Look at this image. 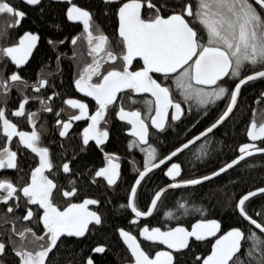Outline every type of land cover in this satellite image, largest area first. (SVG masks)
I'll return each instance as SVG.
<instances>
[{
	"label": "snow or ice",
	"instance_id": "obj_1",
	"mask_svg": "<svg viewBox=\"0 0 264 264\" xmlns=\"http://www.w3.org/2000/svg\"><path fill=\"white\" fill-rule=\"evenodd\" d=\"M64 2L68 5L67 21L80 22L83 26L82 34L72 37L71 44L76 46L79 41H85L86 54L90 57L73 83L77 92L95 102V111L91 112L89 104L79 99L64 100L63 103L78 110V114L70 113L64 120L60 118L63 109L55 112L59 137L69 135L74 121H86L87 126L79 134V150L85 151L89 142L94 141L104 156L103 166L94 170V174L89 173L91 182L95 184L96 178H102L109 188H113L118 186L121 178V164L118 155L103 148L110 138L109 117L114 112L116 119L130 126L127 134L132 139L128 148L139 149L144 159L142 168H136V162L132 161L137 175L130 186L127 202L120 205L121 208L130 209L136 218L149 217L169 189L195 190L196 186L239 166L246 157L264 154L262 116L259 122L253 119L246 129L251 143L239 145V154L210 175L185 178L182 164L173 162V158L178 161L197 142L204 140L207 143L210 134L214 136V130H219L231 118L238 106L242 86L264 79V0H254V3L251 0H196L195 4L192 0H104L106 6L114 7L118 19L115 46L95 24L89 10L77 6L72 0ZM23 3L37 7L42 0H23ZM0 15L9 17L7 27H19L26 12L8 0H0ZM4 35L0 33V36ZM39 40L38 33L25 31L15 43L0 47V60L7 59L19 69L29 61ZM48 43L55 50L56 45L63 44L64 40L49 39ZM59 59L57 56L58 62ZM134 61L138 65L135 70ZM117 64L120 66L116 67ZM105 65L109 67L106 69ZM248 71L252 74H245ZM229 82L234 83V88ZM48 84L46 77H40L30 85L16 72L10 76L0 73L5 104L12 87H18V90L31 88L40 93ZM31 99L40 103V111H54L47 102L52 97L46 100L42 96H33ZM218 101L227 103L214 122L194 138L181 140L183 118L201 114L206 117L212 106H218ZM28 103L29 96L21 91L18 108L11 115L26 116L28 124L32 125L31 131L19 130L17 124L8 118L7 109L0 107V170H16L18 175L24 173L18 180L6 175L0 178V204L6 209L3 223L11 225L0 233L3 237L0 238V264H55L53 257L64 243L62 237L82 238L90 232V225L103 224L102 216L89 208L98 205L99 200L86 198L82 202H73L79 189L77 181L71 178L76 175L71 162L62 164V172L67 174V188L55 178L58 172L52 154L49 147L42 145V133L36 129L39 112L26 111ZM185 104L187 108L183 107ZM137 105L139 107H133ZM199 123L197 120L193 127ZM172 133H176V143L161 158L156 145L163 143L161 136ZM189 135H192L191 131ZM14 137H18L15 151L10 147ZM257 141L260 146L255 143ZM20 146L35 154L34 160L38 157V163L30 166L27 172L18 159L22 151ZM197 151L203 152V146ZM161 166L166 169L162 170L163 175L171 182L156 190L150 206L142 211L137 206L138 189ZM56 191H61L66 198L63 208L54 201ZM258 195L264 198V187L239 196L234 211L247 224L233 226L222 234L221 222L210 218L207 209H190L186 203L178 205L183 210L182 216L198 214L190 228L177 224L165 230L148 225L139 229V236L144 241L153 242L157 248L164 245L172 251L157 250L153 255L142 247L137 236L119 228V237L130 253L128 264H176L174 253L189 249L192 241L209 243L212 240L210 252L195 257L197 264H264V208L255 213L257 218L246 209V202ZM21 207L25 212L17 216ZM181 215L165 213L167 219L177 221ZM137 222L135 219L131 221L132 224ZM92 252L102 254L106 248L97 246ZM86 264H94L92 257L87 258Z\"/></svg>",
	"mask_w": 264,
	"mask_h": 264
},
{
	"label": "trees",
	"instance_id": "obj_2",
	"mask_svg": "<svg viewBox=\"0 0 264 264\" xmlns=\"http://www.w3.org/2000/svg\"><path fill=\"white\" fill-rule=\"evenodd\" d=\"M75 2L78 6L90 10L94 19L103 25L108 32L113 30V24L115 23L114 7L106 6L101 0H75ZM63 7L64 3L42 0L41 5L33 13L31 20L40 34V42L33 59L36 62L35 64L40 62L53 64L55 52L52 45L48 43L49 39L59 41L65 38L64 43L57 44L56 48H68L73 26L65 22ZM70 74L71 65L69 63L64 65L62 79L68 82ZM229 85L233 87L234 83L229 82ZM262 91H264V79H258L244 86L240 93L238 106L234 109L231 118L219 130H215L214 136L210 134L207 143L204 140L196 143L189 150H186L185 155L181 156L178 161L176 160L182 164L185 178L208 175L238 155L239 145L247 141L246 129L253 117L256 99ZM226 103L227 101H218V106H212L210 114L206 117H184V123L181 125L183 131H180L179 138L186 141V139L210 125L226 107ZM261 103V107L264 106L263 100ZM197 120L200 123L193 127ZM191 126L192 129H190ZM189 131L192 135H189ZM162 141L163 143H157L156 145L161 152V157H163V154L168 153L172 144L176 143V133L163 136ZM105 146L110 151L126 155L125 140L118 128L112 131ZM202 146L203 152L197 151ZM258 146H260V142H258ZM78 147V143L74 140L67 145L68 150H78ZM133 152H135V149H133ZM204 153L207 154L204 155ZM133 157L134 159L140 158L138 154ZM198 157L200 158L198 159ZM99 162V153L93 146L89 145L84 153L78 154L75 158L73 168L75 173L80 172L82 174L81 191L97 197L100 201L99 213L103 218V224L92 227L90 232L82 239H69L65 242L63 248L60 245V250L55 252L54 259H67L70 264H81V261H84L85 264L86 257L90 255L87 251L95 245L105 246L106 252L99 256H93L94 264H114L115 260L124 255L125 250L117 238L116 230L121 227L126 230L131 229L128 209L121 208L120 205L126 204L134 175L127 173L124 164L122 166V178L118 182V186L113 188L102 184L93 186L88 182V173ZM77 169H81V171L78 172ZM162 170H165L164 167L155 170L154 175L150 174V179L146 178L138 189L137 206L140 210L146 208L156 190L170 182L163 175ZM259 187H264V154L255 155L242 161L239 166L230 169L227 173L203 185L196 186L195 190L168 191L161 198L149 222L162 228L177 224L189 226L198 218V214L182 216L183 210L179 209L178 205L179 203H186L190 209L193 207L207 209L210 218H216L221 222L222 231L233 226H243L247 223L242 221L238 213L234 211V204L241 194ZM262 208H264V198L261 196L253 197L250 202H246V209L253 218H257L255 213ZM167 212L181 215V219L179 221L167 219L165 216ZM190 257V248L185 249L176 255V264L189 262Z\"/></svg>",
	"mask_w": 264,
	"mask_h": 264
},
{
	"label": "flooded vegetation",
	"instance_id": "obj_3",
	"mask_svg": "<svg viewBox=\"0 0 264 264\" xmlns=\"http://www.w3.org/2000/svg\"><path fill=\"white\" fill-rule=\"evenodd\" d=\"M8 2L15 5L19 10L25 11L26 17L24 19H22L19 27H7V25L9 24V17L5 16V15H0V33H5L4 36H0V47L15 43L18 40L19 35H22L25 31H31L33 33L39 34V32L37 31L35 25L33 24L32 20H31V18L33 17V13L36 10V8H38V6L37 7L27 6L23 3V0H8ZM72 2L76 4L75 0H73ZM195 2H196V0H192L193 4H195ZM67 6L68 5L64 2L63 17H64L65 22L67 24H70L73 26V32H72V35L70 36L68 48H60V49L56 48V50H54L52 48L53 51L55 52V58H54L53 64H51L49 62H40L39 64H35L36 62H34L33 59L35 58L34 54L36 52L37 47L33 50V54L29 58V61L25 65H22L19 69H17L14 65H12L10 63V61L7 59L0 60V73H4L5 76H10L13 72H16L22 77L23 80H27L30 85L36 83V81L40 77H46L48 79V81H49L48 86L41 89L40 93L34 92L31 88L18 90V87H12L10 92L8 93V99H7L6 104L3 101V89H0V107H5L7 109L8 118L13 123L17 124L19 130L31 131L32 125L28 124L26 116L25 117H14L11 115L12 111H14L18 108V104H19L20 99H21V91H23V93L25 95L29 96V103L26 105V111L39 112V118L36 121V129L42 133V135H41L42 145L49 147L50 152L52 154V160H53V163L56 166V170L58 172V175L55 178L65 188H67V186H68V180L65 178L67 174H64L62 172V164L65 162H71L70 166H71L73 172L75 173L74 168H73V162L75 159L73 160L72 157L73 156L77 157L78 154L85 152V151L81 152L79 150L80 146H81V140H80L79 134L82 131V129L87 126V122L86 121H74L72 123V127L69 130V135L61 138V137H59V130H58L57 125H56L57 117L55 116V112H60L63 109V112H62V115L60 118L64 119V120H67L68 115L70 113L75 112L78 114V110L71 109L66 104L63 103L64 100L69 99V98L79 99L82 102L89 104L91 112L95 111V108H94L95 102L92 101L91 98L84 97L81 93L77 92L75 89L74 83H73L74 79L77 76V73L85 65V63L90 60V57H87V54H86L87 53V47H86L85 41H83V40L79 41L76 46H73L71 44V38L72 37L80 36L82 34L83 26L81 23H72L70 21H67V18L65 15ZM256 7L259 8L258 5H256ZM81 8H83V7H81ZM83 9H86V8H83ZM86 10H88V9H86ZM114 11H115V9H114ZM114 19H115V23L113 24V30L111 32H108L103 25H101L100 23H98L94 19L95 24L99 25V27L101 28L103 33L109 37V40L111 41L113 46L116 45L117 40H118V19L115 16V14H114ZM39 36H40V34H39ZM64 39L65 38H63L62 40H64ZM39 42H40V40H39ZM39 42H38V44H39ZM38 44H37V46H38ZM117 51H119V49H117ZM74 53H75V55H74ZM57 56L60 57L59 62L57 61ZM69 63L71 65V74H70V78H69L68 82H65L62 79V74L64 72V65H67ZM5 66H7V67H5ZM119 66H120L119 64L116 65V67H119ZM108 67H109L108 65H105L106 69ZM135 67H138V65H136V62L134 61V70H135ZM60 74H61V76H60ZM59 76L61 77V79ZM58 77H59V82H58ZM54 92L57 93V95L53 96ZM33 96H42L46 100L48 97H52V99L47 100V102L52 106L54 111L51 113L40 111L41 105L38 101L31 99V97H33ZM133 107H139V106L137 105V106H133ZM183 107L187 108L188 106L183 105ZM200 116H203V115L201 114V115L196 116V117L198 118ZM107 127L109 128L110 135H111L112 131H114L115 128H118L120 130V133H121L122 137H124L125 144H126V155H122V154H119L117 152H113V151L108 150L105 146L106 144L103 146L104 151L109 152V153H114L120 157L119 162L121 164V178H122V173H123L122 172L123 171L122 166L124 164H125V167L127 169V173L129 175H134V178H135L137 173L134 170L132 161L134 160L136 162V168H142L141 165L143 164L144 157H143V154L139 151V149L133 148V149H135V152H133V149L128 148V143L132 139V137H130L127 134V131L130 128V126H126L124 122L118 121L115 117L114 112H113L109 117V123H108ZM190 129H192V126L190 127ZM0 137H2V130H0ZM162 137L163 136L160 137L161 140H162ZM73 140L78 143V146H79L78 150H68L67 149V145L70 143V141H73ZM13 141L14 142L10 145V147L12 148L13 151H15V150H17L15 141H18V137H14ZM89 145L93 146L97 150V152L99 153V156H100V162L95 167H93L89 170V173L94 174V170L103 166L104 156H103V152L95 145L94 141H90ZM20 147H21L22 151L18 155V159L20 161L21 167L25 170V172H27L29 170L30 166L34 167L38 163V157H36L34 160L33 157L35 154L31 153L30 150L23 149V146H20ZM137 154L139 155L140 158L134 159L133 156L137 155ZM173 162H176V158L173 160ZM162 167H164V166H162ZM77 171L79 172V171H81V169H77ZM89 173H88V182L90 184H92L93 186H97V185L102 184V185H105L106 187H108L106 184V181H103L102 178H96L97 183H95V184L92 183L91 182L92 181V175H90ZM23 174L24 173L22 172L19 175H23ZM4 175L10 177L13 180L19 179V175L16 173V170H11V169L0 170V178H3ZM50 178H52V177H50ZM71 178L75 179L77 181V187L79 189L78 197L73 202H77V203L82 202L83 199H86V198L98 200L97 197L89 195L88 193H84L83 191H81L82 190V183H81L82 182V179H81L82 174H80V172L76 173V175L71 177ZM121 178H120V180H121ZM53 198H54L55 203L58 206H60L61 208H63L67 203L66 198H64L62 196L61 191H56L54 193ZM148 204H147V206H148ZM147 206H146V208H147ZM89 208H90V210L97 211L98 214H100L99 213V204L98 205H90ZM146 208L143 209L142 211H145ZM5 210H6L5 206L0 204V233H3L5 229H9L11 227V225L3 223V216L5 213ZM24 212H25L24 208L21 207L20 209L17 210L16 215L22 216L24 214ZM153 214H154V212H153ZM152 215L147 217V218H144V219L135 218L138 221L137 224L131 223V221L134 219H132V216L130 215L128 219H129V223L131 224V229H128L127 231H130L133 235L137 236L138 240L141 241L142 247L146 251H151V253L154 255L155 251L163 250L164 247L162 245H160L158 248L154 247L153 242L144 241L143 239H141L139 237V229L142 228V226L148 225L150 227H159L157 225L150 224L149 219L152 217ZM23 223L27 224L28 222H23ZM40 227L42 228V225H40ZM92 227L93 226L90 225V229ZM185 227L190 228V225L185 226ZM118 229L116 230V233L118 232ZM220 234H222V232ZM0 238H3V237L0 236ZM82 238L62 237V240L64 241V243H62L60 245L63 248L65 245V242H67L69 239L79 240ZM211 242H214V240H212ZM211 242L205 243V242L192 241L191 247H190V250H191L190 261L185 262L183 264H197L195 257L197 255L203 257L208 252H210ZM121 245L124 247V250H125L124 255L120 259L115 260L114 264H128V257L130 256V253L127 252L124 244L121 243ZM97 246H103V245H95L92 248H90L87 251V253H90V255H88L85 260H87L88 257L99 256V255L103 254V253L101 254V253L92 252V249L97 247ZM103 247H105V246H103ZM184 250H182V251H184ZM193 253H194V256H193ZM175 254L176 253H174V255ZM53 259H54V257H53ZM54 261H55V264H70L67 259H61V260L60 259H54ZM85 264H86V261H85Z\"/></svg>",
	"mask_w": 264,
	"mask_h": 264
},
{
	"label": "bare ground",
	"instance_id": "obj_4",
	"mask_svg": "<svg viewBox=\"0 0 264 264\" xmlns=\"http://www.w3.org/2000/svg\"><path fill=\"white\" fill-rule=\"evenodd\" d=\"M102 1V0H101ZM103 2V1H102ZM58 3V2H57ZM252 73V71H248V72H246L245 74H251ZM258 80V79H257ZM257 80H254V81H257ZM254 81H250V82H248V84H250V83H252V82H254ZM247 85V84H246ZM246 85H244V86H246ZM244 86H242V88L244 87ZM232 88H234V85H233V87ZM242 90V89H241ZM262 93H264V91H262L261 93H260V95L258 96V98L256 99V104H255V107H254V109L257 107V106H259V107H261V101L263 100L264 101V95H262ZM240 97V96H239ZM238 100H239V98H238ZM186 105V104H185ZM264 105V104H263ZM187 106V105H186ZM263 109V110H262ZM262 109H260V110H258L257 112H256V114H259V115H263L264 116V107H262ZM255 111L253 110V117H254V113ZM203 115V114H202ZM253 117H252V119L250 120V122H252V120H253ZM118 120V119H117ZM119 121V120H118ZM120 122H122V121H120ZM214 122V121H213ZM249 122V123H250ZM257 122H259V121H257ZM206 128V127H205ZM204 128V129H205ZM203 129V130H204ZM203 130H201V131H203ZM215 131V130H214ZM128 132V131H127ZM200 132V131H199ZM199 132L198 133H196L195 135H197V134H199ZM195 135H193V136H191L190 138H188V139H191L192 137H194ZM202 141V140H201ZM201 141H199V142H201ZM199 142H197V143H199ZM257 145H258V142L256 143ZM238 150V149H237ZM162 158V157H161ZM248 158H250V157H248ZM248 158H246V159H248ZM245 159V160H246ZM177 162V161H176ZM229 162V161H228ZM218 170V169H217ZM167 179V178H166ZM167 180H169V179H167ZM170 181V180H169ZM132 183H134V180H133V182ZM131 183V184H132ZM170 183V182H169ZM168 184V183H167ZM173 190H180V189H173ZM129 191H130V188H129ZM168 191H170V190H168ZM128 194H129V192H128ZM128 196V195H127ZM126 202H127V199H126ZM149 205V204H148ZM147 209V208H146ZM146 211V210H145ZM128 212H129V216L131 215L132 216V219H135L136 217L134 216V214H131L130 213V209H128ZM214 219H216V218H214ZM218 220V219H217ZM219 221V220H218ZM195 222V221H194ZM193 223V222H192ZM162 230H165V228H162ZM228 230V229H227ZM226 231V230H225ZM224 231H222V233H223ZM116 235H117V238H118V240H119V242L120 243H122V241H121V239H120V237H119V234H118V232L116 233ZM123 244V243H122ZM163 246V245H162ZM164 247V246H163ZM182 252V251H181ZM178 253H176L174 256H175V259H176V255H177ZM180 264H183V263H180Z\"/></svg>",
	"mask_w": 264,
	"mask_h": 264
},
{
	"label": "water",
	"instance_id": "obj_5",
	"mask_svg": "<svg viewBox=\"0 0 264 264\" xmlns=\"http://www.w3.org/2000/svg\"><path fill=\"white\" fill-rule=\"evenodd\" d=\"M50 1H53V2H58V3H64V0H50ZM73 1V0H72ZM103 2H104V0H102ZM252 2H254V0H251ZM72 23H80V22H72ZM142 63V62H141ZM252 74V73H251ZM90 98V97H89ZM239 98V97H238ZM251 123V122H250ZM250 123H249V125H250ZM248 125V126H249ZM192 138H194V137H192ZM191 138V139H192ZM246 139H247V141L246 142H249V143H251V141L249 140V138L247 137V135H246ZM258 142V141H257ZM257 142H255V143H257ZM239 154V153H238ZM255 155H260V153H257V154H255ZM255 155H253V156H255ZM235 158V157H234ZM246 158H248V157H246ZM175 158H173V160H174ZM230 162V161H229ZM162 167V166H161ZM211 174V173H210ZM210 174H208V175H210ZM224 174V173H223ZM222 175V174H221ZM167 178V177H166ZM215 178H217V177H214L213 179H215ZM168 179V178H167ZM206 182H209V181H206ZM206 182H204V183H206ZM167 185V184H166ZM166 185H164V186H162V187H165ZM257 189V188H256ZM256 189H253V190H251V191H255ZM159 190V189H158ZM169 190H173V189H169ZM247 193V192H246ZM246 193H244V194H246ZM259 196V195H258ZM150 202H151V200H150ZM150 202H149V205L148 206H150ZM147 210V209H146ZM141 219H144V218H147V217H140ZM242 219V218H241ZM136 220V219H135ZM246 222V221H245ZM194 223V222H193ZM247 223V222H246ZM176 226V225H175ZM142 227H144V226H142ZM229 230V229H228ZM227 231V230H226ZM225 232V231H224ZM118 234H119V232H118ZM140 237V236H139ZM141 238V237H140ZM142 239V238H141ZM121 241H122V239H121ZM150 242V241H149ZM122 243H123V241H122ZM125 246V245H124ZM164 246V245H163ZM126 247V246H125ZM163 250H168L167 248H166V246H164V249ZM168 251H172V250H168Z\"/></svg>",
	"mask_w": 264,
	"mask_h": 264
},
{
	"label": "rangeland",
	"instance_id": "obj_6",
	"mask_svg": "<svg viewBox=\"0 0 264 264\" xmlns=\"http://www.w3.org/2000/svg\"><path fill=\"white\" fill-rule=\"evenodd\" d=\"M262 107H264V106H262ZM262 107H259V106H257L255 109H254V117H253V119H256L257 121H260L261 120V117L263 116L262 114L261 115H259V114H256V112L258 111V110H260V109H262ZM263 110V109H262Z\"/></svg>",
	"mask_w": 264,
	"mask_h": 264
}]
</instances>
